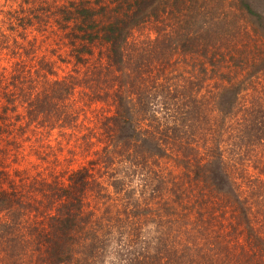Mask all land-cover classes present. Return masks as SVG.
Wrapping results in <instances>:
<instances>
[{
    "label": "trees",
    "instance_id": "1",
    "mask_svg": "<svg viewBox=\"0 0 264 264\" xmlns=\"http://www.w3.org/2000/svg\"><path fill=\"white\" fill-rule=\"evenodd\" d=\"M0 264H264V13L0 0Z\"/></svg>",
    "mask_w": 264,
    "mask_h": 264
},
{
    "label": "rangeland",
    "instance_id": "2",
    "mask_svg": "<svg viewBox=\"0 0 264 264\" xmlns=\"http://www.w3.org/2000/svg\"><path fill=\"white\" fill-rule=\"evenodd\" d=\"M253 8L261 13H264V0H249ZM64 50L60 49V56H64ZM61 62H58V74H61V69H59V66ZM76 97V95H74ZM77 105V104H76ZM96 110L94 109V106L91 107H85L83 110L75 109V113L78 114L77 119L75 120V125L73 126V131L75 133L82 132V129L84 125H91V123L85 121V117H90V115H93V113ZM27 146L23 144L22 148H19L21 150V156L17 158L16 164L10 163L9 165V172H11L13 169H22L25 168V170L30 174L34 175L36 173L44 174L45 170H43L44 167H46L47 163L40 162L37 159L34 158L32 155H27ZM64 150V148H63ZM63 155H65V151H63ZM80 161L82 163V160L79 159L77 162ZM77 162L73 163L72 166H75ZM59 165H56L53 167V170L59 169ZM51 168V167H50Z\"/></svg>",
    "mask_w": 264,
    "mask_h": 264
}]
</instances>
